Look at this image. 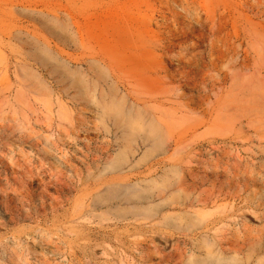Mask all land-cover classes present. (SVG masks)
Wrapping results in <instances>:
<instances>
[{
  "label": "rangeland",
  "instance_id": "rangeland-1",
  "mask_svg": "<svg viewBox=\"0 0 264 264\" xmlns=\"http://www.w3.org/2000/svg\"><path fill=\"white\" fill-rule=\"evenodd\" d=\"M0 264H264V0H0Z\"/></svg>",
  "mask_w": 264,
  "mask_h": 264
}]
</instances>
